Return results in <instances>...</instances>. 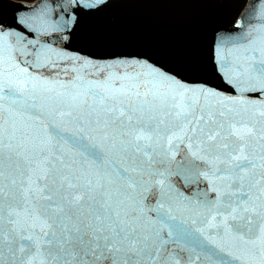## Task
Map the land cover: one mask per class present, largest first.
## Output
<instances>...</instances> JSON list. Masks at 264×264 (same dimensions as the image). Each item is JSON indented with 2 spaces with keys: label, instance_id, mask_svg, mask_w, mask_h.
Returning a JSON list of instances; mask_svg holds the SVG:
<instances>
[{
  "label": "snow or ice",
  "instance_id": "snow-or-ice-1",
  "mask_svg": "<svg viewBox=\"0 0 264 264\" xmlns=\"http://www.w3.org/2000/svg\"><path fill=\"white\" fill-rule=\"evenodd\" d=\"M70 2L93 7L105 0ZM7 35L0 23V41ZM26 38L20 33L17 42ZM56 55L79 62L81 70L101 71L103 79L87 81V92L72 95L75 103L65 107L87 105L95 117L91 122L103 126L106 138L114 141L113 147H119L132 167L121 166L119 173L100 168L89 174L65 163L62 149L49 147L54 137L38 141L22 123L25 117L43 115L36 99L56 91L49 86L51 82L33 76L19 64H12L15 71L0 69V264H181V260L190 264L192 256L185 258L182 254L195 249V245L188 247L193 231L215 249L204 256L205 264L238 261L239 257H232L222 243L205 235V228L188 229L166 206L172 188L168 182L171 172L169 167L154 165L170 166L176 154L172 149H178L185 136L191 156L206 165L210 161L205 157L219 160L223 168L216 171L227 174L228 188L234 189L224 193L222 200L203 201L207 205V226L223 243L235 241L264 251V199L261 194H253L252 183L253 170L264 167V152L257 153L253 148V144L264 141V126L257 127L245 108L246 101L224 96L207 85L189 87L175 74L156 66H149L151 70L145 75L124 70L135 69L137 64L121 61L100 65L69 55L67 50ZM255 67L264 76V62ZM113 68L121 70L103 71ZM72 71L77 73L75 67ZM216 71L222 72V66ZM76 83L84 81L77 75ZM226 83L233 84V78L228 77ZM251 90L257 92L256 99H262L264 87L253 86ZM56 95L62 102L64 93ZM89 96L91 104L87 102ZM55 114L61 119L72 116L71 110L56 109ZM259 115L264 116V112ZM166 120L174 122L173 126L164 127ZM110 126H116L115 136L107 131ZM51 129L64 141L55 124ZM178 132L184 135L176 136ZM162 137L166 141L163 153L158 151ZM71 139L81 153L104 165V153L89 143L87 136ZM193 146L195 151H191ZM201 152L204 155H199ZM257 156L259 164L255 162ZM189 166L197 167L195 161ZM146 173L154 179L144 180ZM197 175L208 179L207 173ZM217 216L219 222L211 223Z\"/></svg>",
  "mask_w": 264,
  "mask_h": 264
},
{
  "label": "water",
  "instance_id": "water-1",
  "mask_svg": "<svg viewBox=\"0 0 264 264\" xmlns=\"http://www.w3.org/2000/svg\"><path fill=\"white\" fill-rule=\"evenodd\" d=\"M0 23L8 31L5 39L0 41V69L15 71L12 64H19L33 76L51 82L49 86L56 90L37 97L42 116L25 117L22 123L38 141L54 137L49 147L61 148L65 163L89 174L100 168L119 173L121 166L131 168L132 164L119 147H113L114 141L106 138L103 126L91 122L95 117L87 105L65 107L75 103L71 100L72 95L87 92V81L103 79L101 71L94 68L81 70L79 62L56 55L65 50L69 55L89 58L100 65L121 61L137 64L135 69L128 67L124 70L145 75L151 70L149 66H156L163 72L175 74L177 79L192 88L211 86L224 96L246 101L245 108L254 117L257 127L264 126V116L259 115L264 112V93L260 94L262 99H256L257 92L251 90L253 86L264 87V76L255 67L264 62V0H105L104 4L93 7L73 5L70 0H0ZM27 29L31 30L30 34ZM20 33H25L27 38L18 43ZM217 66H222V72L216 71ZM74 67L77 69L75 74ZM120 70L103 69L104 72ZM77 75L83 84L76 83ZM228 77L233 78V84L226 83ZM58 84L67 87L60 88ZM57 92L64 93L62 102ZM87 102L92 103L90 96ZM56 109L71 110L72 116L65 115L61 119L56 116ZM173 123L166 120L164 127H172ZM53 124L61 130L64 141L55 137L51 129ZM115 127L107 129L113 136L116 135ZM183 135L176 133V136ZM80 136H87L88 142L97 145L104 153L103 166L74 146L71 138ZM176 136L172 137L174 144ZM165 142L162 137L158 148L161 153ZM186 143L185 136V142L180 143L178 149H172L176 154L170 166L154 165L169 167L171 172L168 182L172 188L166 206L171 207L178 220L185 222V227L190 230L205 228V235L222 243L232 257H239L238 261L231 259V264H264V251L260 247L249 249L235 241L223 243L214 235L215 230L205 223L208 213L203 201L217 197L222 200L224 193L234 189L228 188L230 179L227 174L216 171L223 168L219 160L205 157L210 161L206 165L204 160L191 156ZM253 148L257 153L264 152V141L253 144ZM191 151H195L194 146ZM190 161H195L197 167H190ZM255 162L260 163L259 156ZM253 171V194H261L264 199L261 192L264 189V167ZM198 172L207 173L208 179L197 175ZM218 176L224 179H218ZM143 178L154 179L147 173ZM219 219L217 216L211 223L217 224ZM188 241V247L191 249L195 245V249L182 255L185 258L192 256L190 264H205L207 252L215 251L199 240L194 231ZM181 264L185 261L181 260Z\"/></svg>",
  "mask_w": 264,
  "mask_h": 264
}]
</instances>
